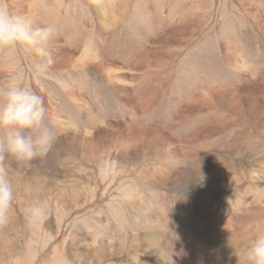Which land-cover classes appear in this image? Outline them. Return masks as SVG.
<instances>
[{
    "label": "rangeland",
    "instance_id": "rangeland-1",
    "mask_svg": "<svg viewBox=\"0 0 264 264\" xmlns=\"http://www.w3.org/2000/svg\"><path fill=\"white\" fill-rule=\"evenodd\" d=\"M0 8L56 28L39 77L32 53L0 50V84L31 87L60 133L32 169L10 165L0 264H236L229 236L264 230V0ZM37 188L48 217L29 228Z\"/></svg>",
    "mask_w": 264,
    "mask_h": 264
},
{
    "label": "clouds",
    "instance_id": "clouds-1",
    "mask_svg": "<svg viewBox=\"0 0 264 264\" xmlns=\"http://www.w3.org/2000/svg\"><path fill=\"white\" fill-rule=\"evenodd\" d=\"M57 31L52 24H35L24 15L0 8V50L25 49L35 57L33 74L39 77L52 63L51 42ZM63 131L78 133L72 120H62ZM58 133L46 117L43 98L21 81L0 84V227L11 222L9 215L16 199L12 167L32 169L47 159L56 147ZM31 191L32 198L24 210L26 225L42 224L48 217L43 189ZM227 247L236 264H264V230L258 229L246 241L229 236Z\"/></svg>",
    "mask_w": 264,
    "mask_h": 264
},
{
    "label": "bare ground",
    "instance_id": "bare-ground-1",
    "mask_svg": "<svg viewBox=\"0 0 264 264\" xmlns=\"http://www.w3.org/2000/svg\"><path fill=\"white\" fill-rule=\"evenodd\" d=\"M152 236V235H151ZM163 246V245H162Z\"/></svg>",
    "mask_w": 264,
    "mask_h": 264
}]
</instances>
